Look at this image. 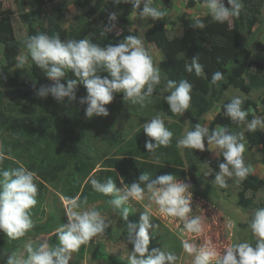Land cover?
<instances>
[{
    "label": "clouds",
    "instance_id": "1",
    "mask_svg": "<svg viewBox=\"0 0 264 264\" xmlns=\"http://www.w3.org/2000/svg\"><path fill=\"white\" fill-rule=\"evenodd\" d=\"M112 2L117 5L130 3L134 9L133 14H138L144 21L162 20L167 15L165 11L153 6L154 0ZM227 4L230 7L225 6V0H202L207 14L220 24L238 17L243 7L242 0H227ZM108 21V26L100 32L101 37L113 31L118 22L117 13H110ZM191 27L203 30L206 25L197 18ZM24 43L27 55H18L15 67L22 70L31 63L53 82L50 86L40 87L35 93L36 96L43 99L50 95L58 103L71 104L77 101L78 86L83 85L87 94L79 99V103L86 106L84 112L89 119L107 117V106L113 102L117 93L123 95L124 102L143 108L161 84L160 68L154 65L153 56L137 35H129L119 43L104 47L87 38L61 40L59 35L49 36L45 33L32 35ZM69 71L75 78H65ZM185 71L194 73L197 77L204 74L199 56L194 57L190 64H185ZM101 73L107 75L102 76ZM222 79L223 73L216 71L211 76L210 84L217 85ZM192 87L188 80L167 81L163 91H167L169 95L164 100L172 115L184 116L188 112ZM243 104L244 100L240 96H233L224 105L225 115L233 124L245 125L248 132L264 130V117H253L249 121ZM142 128L149 138L144 147L153 156L161 147L167 148L171 145L173 133L168 130L160 116L147 120ZM244 138V132L233 134L222 126H217L210 132L207 126L197 123L176 141V147L181 150L204 151L206 140L208 150L217 149L218 155H222L224 160L219 164V171L212 183L219 188H227L228 178H234L235 183H240L250 174L251 168L244 160ZM2 160L3 156L0 155V161ZM35 180V174L24 166L0 168V232L6 234L8 239L19 240L33 228L31 210L37 205L38 194ZM121 184L123 186L118 188L111 177L104 182L91 180L92 188L96 192L111 197L108 204L125 222L126 242L133 246L128 256V264H177L179 257L172 252L160 248L149 251V232L154 233L159 227L152 222L150 207L141 212L140 222L136 224L129 221L127 205L130 202L143 201L147 194L150 204L156 205L162 217L177 219L183 222L186 233L200 235L203 232V219L199 215H193L190 185L171 174L152 179L147 173L139 176L138 181L131 185L124 184L121 178ZM69 204L68 223L56 229V246H50L47 240L40 241L35 247L28 243L23 251L9 255L6 264H69L72 254L82 245L105 234L109 224L100 212L95 209L79 211L78 198L71 199ZM248 228L256 238L255 247L241 242L226 247L221 253L215 246L207 243L197 246L184 240L182 248L193 257L192 264H264V208L254 211Z\"/></svg>",
    "mask_w": 264,
    "mask_h": 264
},
{
    "label": "trees",
    "instance_id": "2",
    "mask_svg": "<svg viewBox=\"0 0 264 264\" xmlns=\"http://www.w3.org/2000/svg\"><path fill=\"white\" fill-rule=\"evenodd\" d=\"M46 2L48 1L39 0L35 9L19 15L21 22L27 26V38L38 33H45L49 36L59 35L61 40L87 38L104 47L119 43L129 35L139 36L137 32L131 30L135 21L132 19L134 9L130 3L117 5L112 0L101 1L97 10H100L105 17L116 12L118 15L116 25L121 29L118 35L110 32L101 37L100 32L103 29L94 26L87 18L81 19L78 26L71 29L45 28L41 21V12L42 5ZM262 3L263 0H242V10L238 17L233 18L232 25L229 22L217 23L211 19L210 15L194 17L188 13H183L177 17L182 35L171 38L167 28L170 25V16L167 14L162 20H155L145 31V42L154 44L163 55V60L159 64L161 84L157 86L153 96L169 95L167 91H163L168 80L177 82L182 79L188 80L193 86L192 99L190 108L185 114L190 120L191 129L197 123L202 125L204 115L221 102L222 91L225 86L245 94H250L255 89L251 81L252 52L243 44V36L259 23L257 15L260 14ZM195 5V0H190L188 3L189 8ZM78 6L84 7L86 4L79 1ZM225 6L230 7L227 0H225ZM160 10L167 13L165 7ZM93 12L96 13L97 11L94 10ZM248 13L252 16L249 17ZM12 16L13 12L5 9L0 2V45L4 49V63L0 69V106L7 103L11 108L9 114L0 109V124L7 130L20 128L24 131L14 143L10 145L5 143L1 148L0 155L3 156V160L0 161V168L11 169L9 164H13L11 163L13 161L9 158H17L26 154L29 158L28 169L37 174L43 183H59L66 201L69 202L71 199L78 198L81 208L91 203L103 201L106 206L111 208L108 204L111 197L96 192L92 188L91 180L87 183L84 180L88 175V168L92 165L90 156L92 151L85 138L86 129L91 119L85 116L86 106L79 103V99L87 94L86 89L83 85L78 86L77 101L71 104L67 102L58 103L50 95L47 98H38L35 94L36 91L42 86H50L53 82L46 77L42 70L31 63L22 70L15 67L16 57L21 53V50L16 44ZM92 16V12L88 14V17ZM197 18L206 25L203 30L191 27ZM108 24L109 21L105 26ZM89 32L92 35L87 37ZM258 48L261 46L258 45ZM25 55H27V49ZM197 56H199V62L204 68V74L200 77L185 71V64H190L191 60ZM216 71L223 73V79L217 85H211V76ZM258 73H262L261 68ZM101 75L104 76L107 73H101ZM65 78L72 79L75 77L69 71ZM62 82L66 83V81ZM260 84L263 87L264 80H261ZM118 99H123V95L115 94L114 100ZM230 100L228 99L221 104V112L211 124L210 132L216 126H222L233 133L234 129L242 126L233 124L224 113V105ZM40 104L42 107H39ZM254 105L255 103L251 100H245L243 104V108L248 112L247 119L249 121L254 117L251 113V107ZM43 109L47 110L43 111ZM168 112L172 119L181 122V116L172 115L170 110ZM166 127L173 133L172 143L169 147H161L156 152V155L162 156L163 161H167L165 165L147 161L153 155L145 149V141L149 138L143 130H140L130 139L121 136L110 139L111 145L117 149L118 157L107 159L105 164L114 167L118 172L102 170L93 179L104 182L111 177L118 186L121 178H123L124 184L131 185L145 173L152 179L171 174L176 178L189 177L193 189L204 186L205 184L201 181L200 164L208 151L206 149L204 151L186 149V167L176 147V141L181 137L180 128L176 124ZM246 135L251 145L264 146V131L260 129L255 132L247 131ZM220 163L222 162H212L214 171L208 179L215 178ZM43 183L40 185L44 189ZM42 188L36 197L37 205L31 210L32 221L38 213L45 214L42 209ZM258 191H264V181L249 174L243 181L242 191L239 193L240 206L243 209H249L252 201L247 199L245 194ZM127 207L130 213L129 221L139 224L140 219L136 213L128 205ZM118 217L125 230V222L122 217L119 215ZM49 222V220L47 222H33V228L28 233L41 234L51 231ZM125 234L127 235L126 230ZM57 235L55 233L50 237V246L57 245ZM24 238L11 240L7 238L6 234L0 232V264H6L9 255L14 252L18 253ZM79 252L80 255L84 253V245L80 247ZM91 257L107 264H128V261L110 254L101 242L97 243Z\"/></svg>",
    "mask_w": 264,
    "mask_h": 264
},
{
    "label": "rangeland",
    "instance_id": "3",
    "mask_svg": "<svg viewBox=\"0 0 264 264\" xmlns=\"http://www.w3.org/2000/svg\"><path fill=\"white\" fill-rule=\"evenodd\" d=\"M39 0H0L5 9H9L13 12L12 24L14 27L16 44L20 48V54H26V48L24 41L27 39V26L21 22L19 15L23 12H29L35 9ZM46 4L42 5L41 21L45 28L55 27L56 29H71L78 26L81 19H89L90 22L100 29H103L108 22V17H105L100 10H97L102 0H47ZM82 1L86 4L84 7H79L78 3ZM190 0H154V5L158 9L166 8L168 16H170V25H168L169 36L171 38L182 35L180 24L177 22V17L183 13H188L194 17L207 16V10L202 6V0H195L196 5L192 8L188 7ZM97 11L94 13L93 11ZM93 14L92 17H88V14ZM250 13L248 16L250 17ZM252 16V15H251ZM259 23L254 25L243 36V44L246 45L252 52V69H251V81L255 86V89L250 94H245L242 91L225 86L223 88V98L219 104H217L210 112L203 117L202 126L212 128V123L216 116L221 112V104L231 99L233 96H240L244 101L251 100L255 103L251 107V113L254 117H264V86L261 87L260 81L264 80V0L260 14L257 15ZM135 24L132 27V31L139 34V37L143 40L145 47L149 50L153 56L154 65L159 67L160 62L163 60L161 51L154 45L148 44L144 40V33L150 27L155 20L140 19L138 14H133ZM230 25L233 24V18L230 20ZM121 29L119 26H115L112 33L118 35ZM89 32L87 37L92 34ZM258 45L261 48H258ZM3 46L0 45V69L4 63V51ZM19 54V55H20ZM262 69V73H258L259 69ZM165 96H152L149 98V102L146 106L141 108L139 105H132L123 99L113 100L108 105L109 115L107 117H93L86 129V140L91 148V161L92 165L88 168V175L84 179L85 183L92 180L96 174L102 170L117 171L114 167L105 164L107 159L118 157V152L115 147L111 145L110 139L112 137L121 136L126 139H130L140 130H143L142 126L147 120H150L154 116H160L165 126H171L176 124L180 128L181 137H183L186 130L191 129L190 120L185 114L182 117L181 122L169 118V106L164 100ZM42 107V104L39 105ZM0 109L7 114L10 113L11 108L6 103L0 106ZM47 109H43L46 111ZM187 121V122H186ZM217 127V126H216ZM215 127V128H216ZM23 129L16 128L13 130L4 129L0 124V152L5 143L9 145L14 143L18 136L23 132ZM264 131V130H262ZM244 132V140L242 143L245 145L244 160L245 164L250 166V175L256 176L264 181V146L263 145H251L247 140L246 126L242 125L233 130V134ZM179 138V139H180ZM205 149L208 151L204 159L200 164L201 181L205 184L196 189H193L192 183L189 177L177 178L190 185V190L193 194L192 208L193 215H199L203 219V232L200 235L186 233L183 228V222L174 218L162 217L155 204H150L147 194L145 199L140 202H130L129 207L136 213L140 219L141 212L150 207L152 213V222L159 225L153 231L149 232L150 235V252L153 248L164 249L166 252H172L179 257L177 264H192L193 257L184 252L182 248V241L187 240L189 243L196 244H209L215 246L221 253L226 247H229L236 243L247 242L253 247L256 245V238L248 228V223L251 220L252 214L258 208H264V191L247 192L245 197L252 201L249 209H243L239 203V193L242 191V182L235 183L234 178H228L227 188H219L214 185L212 181L215 179H208L213 174V161L224 162L222 155H218V150H208V144L205 140ZM186 149L177 148V152L182 157L184 165L187 167L186 161ZM5 158L7 156H4ZM12 168L18 166H24L28 169L29 158L26 154H22L17 158H9ZM162 156H151L147 161L155 162L165 165L167 161L162 160ZM163 161V162H162ZM15 163V164H14ZM11 168V169H12ZM29 170V169H28ZM35 174V173H34ZM38 191L42 188L40 183H43L39 176L35 174ZM84 183V184H85ZM43 189V207L45 211L44 215L37 214L33 222H47L50 221L51 231L34 234L28 233L19 251L25 249V245L31 243L34 247L38 245L40 241H50V237L56 233V229L62 224L68 223V210L70 204L62 195L61 186L59 183H47L44 182ZM127 185V184H126ZM121 182L118 184V188L122 187ZM95 209L101 213V216L109 224V227L105 230L104 235H98L94 237L88 244L84 245V253L80 255L79 250L72 254V260L69 264H107L103 261L94 260L91 257V253L96 247L97 243L101 242L105 245L106 250L124 261H128V256L132 250L131 244L126 242V234L124 227L120 221L118 215L103 201L91 203L83 208L80 207L79 211Z\"/></svg>",
    "mask_w": 264,
    "mask_h": 264
}]
</instances>
